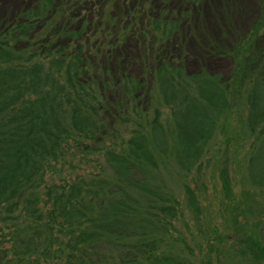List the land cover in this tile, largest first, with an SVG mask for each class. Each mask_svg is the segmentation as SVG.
<instances>
[{
    "label": "trees",
    "instance_id": "16d2710c",
    "mask_svg": "<svg viewBox=\"0 0 264 264\" xmlns=\"http://www.w3.org/2000/svg\"><path fill=\"white\" fill-rule=\"evenodd\" d=\"M204 2L27 0L0 19V264H190L172 235L177 183L191 195L237 105L246 179L264 192V0L229 49L198 44L200 62L231 61L227 76L182 54ZM72 146L97 156L92 170L48 181L80 170ZM220 178L230 195L227 168ZM254 228L238 243L259 262L264 223Z\"/></svg>",
    "mask_w": 264,
    "mask_h": 264
},
{
    "label": "rangeland",
    "instance_id": "374dc122",
    "mask_svg": "<svg viewBox=\"0 0 264 264\" xmlns=\"http://www.w3.org/2000/svg\"><path fill=\"white\" fill-rule=\"evenodd\" d=\"M24 1L27 0H0V19L10 17ZM260 2L261 0H205L197 17L199 28L195 30L192 27L189 33L191 36L182 52L186 55L188 67L192 70L205 67L211 73L220 72L227 76L233 68L231 61L220 56L214 61L210 59L207 63L200 62L198 44L201 46L202 39L205 41L213 36L219 44L221 42L229 49L234 44V38L245 36L252 27L259 13ZM244 114L245 111L237 105L224 123V130H218L197 174L195 172L187 180L192 190L191 195L186 193L182 181L177 183L176 196L182 204L183 212L175 222L176 229L172 235L173 239H181L185 247L191 248L186 250L190 264H264L263 255H259L260 260L257 262L254 256L241 254L244 245L238 243L239 240L255 238L258 234L254 225L259 221L264 223V192L252 189L246 179L251 140L244 136L243 140L241 138L238 141V137L235 141L237 119ZM106 146L114 148L118 145ZM82 149V153H85L86 149ZM82 153L79 146H72L68 151V157L72 158L69 164L80 167V170H69L68 165L63 168L58 166L59 169L54 173L48 171L46 179L62 183L74 177L72 173L91 171L97 156ZM224 167L230 176L231 192L228 196L225 195L220 178V170Z\"/></svg>",
    "mask_w": 264,
    "mask_h": 264
}]
</instances>
